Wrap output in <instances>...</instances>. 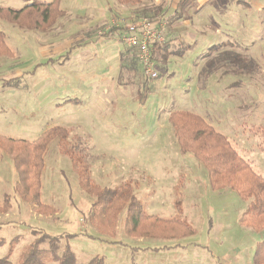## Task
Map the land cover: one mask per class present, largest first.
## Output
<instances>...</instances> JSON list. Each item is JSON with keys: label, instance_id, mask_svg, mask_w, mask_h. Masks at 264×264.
Returning a JSON list of instances; mask_svg holds the SVG:
<instances>
[{"label": "rangeland", "instance_id": "rangeland-1", "mask_svg": "<svg viewBox=\"0 0 264 264\" xmlns=\"http://www.w3.org/2000/svg\"><path fill=\"white\" fill-rule=\"evenodd\" d=\"M34 1L0 0V8ZM181 1L62 0L61 14L37 28L30 16L0 17V259L17 264L42 231L78 235L59 237L75 264L125 251L131 264L136 247H169L174 264H254L264 230L244 221L250 200L214 186L204 161L183 148L175 116L196 115L213 127L214 137L200 131L194 147L206 162H221L216 155L228 142L227 152L264 178V0H190L185 13L204 33L185 27L180 42L157 56L158 78L149 79L123 42L127 30L110 33L113 21L126 27L155 6L170 17ZM125 49L130 72L120 68ZM19 154L40 163L37 194ZM128 188L111 205L100 199ZM133 218L141 224L134 234L181 237L139 243L127 233Z\"/></svg>", "mask_w": 264, "mask_h": 264}, {"label": "trees", "instance_id": "trees-1", "mask_svg": "<svg viewBox=\"0 0 264 264\" xmlns=\"http://www.w3.org/2000/svg\"><path fill=\"white\" fill-rule=\"evenodd\" d=\"M61 1L62 0H53L51 3H47L44 0H35L32 4L27 5L25 8L21 10L0 8V17L7 19L12 18L13 20H20L24 22V20H27L25 18L27 16H30L29 17L31 20L30 23L36 22L35 24H32L31 27H35V25L36 28L39 26L45 27L49 25L58 15L61 14L59 10ZM167 10H168L167 8H163L161 6L146 8L140 12V17L142 19L144 18L154 23L161 24L162 22L166 21L165 17ZM0 35L3 36V33L0 32ZM169 43L170 42L166 40L164 44L155 45L153 47L152 53L155 64H156L157 56L160 57L165 56L163 51L167 46H169ZM130 49L135 50L132 48ZM130 49H127V54L132 52ZM137 61H138V57L136 62ZM236 61L237 59L231 60L233 64H235ZM213 62L214 61L211 60L209 63H213ZM122 66L123 68L128 69V67H126V64ZM242 67L245 68L244 66ZM192 119L196 121V124L195 122L192 121ZM189 121L192 124H189L188 123ZM175 126L179 134L181 135L182 143L184 145L183 148L185 149V151H189V150L193 151L196 154V156H199V158L204 161L210 172L215 187L231 186L240 194V196L244 200H248V201L250 200L248 208L244 213V221L250 223L255 230L263 231L264 230V178L261 177L259 174L255 173L251 169V167L247 163H245L244 160L240 158L234 151L228 153L227 152L229 146L228 142L221 143L220 147L223 153L220 155H216V157H218L221 162L214 161L215 159L211 160V158H209V160L206 159L207 160L206 162L205 159L203 158L202 153L197 152V150L194 148L197 147L196 144H199V141H201V139L197 137V133L200 131H202L201 133H207L208 139H212L214 137V134L211 131L213 127L207 125V123H205V121L201 117L187 113L179 114L177 115V117L175 116ZM192 126L196 131L195 135H193ZM201 135L204 134H200V137ZM50 136L51 134L49 135L47 134L46 139H48ZM215 138L221 140L217 136ZM12 144L18 146L20 145L18 142L15 141ZM202 146L203 144H201V146L199 145L198 148L200 149V147ZM21 155L22 154H19L16 157L17 166H24L23 172L27 173V176L26 178H24V180L30 179V183H29L30 189H33V194H37L38 186H39L40 163L38 164L39 166L35 165L34 162L28 165L26 159L25 160L21 159L20 157ZM221 156H223V160L221 159ZM73 162L75 166L79 168L78 165L79 161L77 162V159L76 160L74 159ZM83 179L85 180L83 187L84 188L86 187L87 189L90 188L91 187V184L89 182L90 179L87 177V175L85 176V178L83 177ZM126 190L129 191L130 189L129 188L124 189L123 191L121 190L108 191L107 192L108 194L103 195L100 199L101 200L104 199V202L106 203L108 202L107 205H111L113 202H115V199H117L116 197H118V195L120 196L121 194L122 196L126 194L125 193ZM131 203L132 202H130V204ZM107 210L108 209L104 211L106 212ZM130 211L131 209L128 210V212ZM133 219H134L133 225L135 224L136 226L135 225L132 226V230L129 229L127 232L128 234L136 235V236L150 234V233L144 234L142 232L138 234L137 233L134 234V232L138 230L137 226L141 224H140V220L136 218ZM135 227H137V229ZM40 232H41L40 233L41 237L35 240L30 246L27 247V249H25L17 264H48L52 262L57 264L76 263L75 253L71 250L69 244H67L65 247H62L61 239L59 237L67 236L68 238L72 239L77 237L78 235L65 234L62 236H51L45 232L42 231ZM169 234H174L170 236H177L176 234L179 233L170 232ZM177 237L180 238L181 236H177ZM112 243L119 244L117 242H112ZM4 244H5V240L0 237V247H2ZM45 244L48 245V248L44 247ZM254 259L256 264H264V242H261L257 245L254 254ZM0 264H11L9 256L0 259ZM87 264H104V258L100 256H95Z\"/></svg>", "mask_w": 264, "mask_h": 264}, {"label": "crops", "instance_id": "crops-1", "mask_svg": "<svg viewBox=\"0 0 264 264\" xmlns=\"http://www.w3.org/2000/svg\"><path fill=\"white\" fill-rule=\"evenodd\" d=\"M189 1L190 0H183V1H181L180 4L177 3L176 10H175L174 14L171 15L170 17L168 16V10H167L166 17H165L166 21L161 23L162 29L163 30L167 29L169 31V36L167 37L166 40H168L170 42L169 45H171V46L177 45L180 42L181 35L183 32H185L186 28L192 27V28L196 29V31L199 30V32L201 34L204 33L202 30H200L201 21H196V20L192 21L190 19V16H188L189 14L187 15L185 13L186 12L185 9H186V6H187ZM237 3H240V1ZM172 4H173V1L171 3V6H172ZM202 10L203 9H199L197 11V19L202 18V15H203ZM262 12H264V11H262ZM227 17L229 18L230 16L228 15ZM224 18H226V16ZM115 21H118V20H115ZM115 21H113L114 25L116 24ZM224 23L226 26H229V27L232 26V23H230V21H228L226 19L224 20ZM114 25L111 27L112 29L110 32H112V33L114 31H116V29H124V24L119 23V25H117L118 28H115ZM206 27L210 28L209 25H206ZM219 28H220V26L217 25L216 26V33L218 35L221 34ZM233 28H234V26H233ZM186 30L188 31V29H186ZM127 56H128L127 49L119 52L120 68H121V70L122 69L126 70V71L128 70V72H130L131 70L125 69L122 66V62H124V60L127 58ZM130 238H134V239L138 240L139 243H145V241L150 240V239L151 240H179L177 236H164L162 239H160V238H157V236H155V235H153V236L141 235V236H135V237H130ZM256 248H257V246H256ZM256 248H255V251H256ZM255 251H254V254H255ZM171 252H172V249H170L169 247H165V248H152V247L140 248V247H136L134 249L132 248L131 253L135 254L136 258H133L132 260H130V263L131 264H172V263L174 264L175 259L170 260V257H172ZM127 253L128 252L125 251L124 255H121V256L115 255V257H111L107 261L104 260V264H129V261H128L129 259H128ZM253 261H254V264H256L255 259H254V255H253Z\"/></svg>", "mask_w": 264, "mask_h": 264}, {"label": "built area", "instance_id": "built-area-1", "mask_svg": "<svg viewBox=\"0 0 264 264\" xmlns=\"http://www.w3.org/2000/svg\"><path fill=\"white\" fill-rule=\"evenodd\" d=\"M161 26V27H160ZM127 34L123 37V42L130 48L137 51L138 63L144 69L146 77L149 79L158 78L154 68L153 47L166 42L162 25L144 19L137 23H130L125 27Z\"/></svg>", "mask_w": 264, "mask_h": 264}]
</instances>
